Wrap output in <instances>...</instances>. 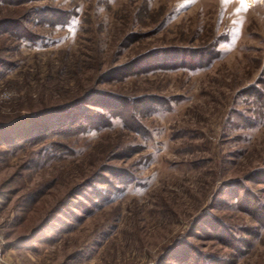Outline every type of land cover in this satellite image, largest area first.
Masks as SVG:
<instances>
[{"label":"rangeland","instance_id":"obj_1","mask_svg":"<svg viewBox=\"0 0 264 264\" xmlns=\"http://www.w3.org/2000/svg\"><path fill=\"white\" fill-rule=\"evenodd\" d=\"M36 9L55 19L0 36V264H196L181 242L264 264V0H0V19Z\"/></svg>","mask_w":264,"mask_h":264},{"label":"trees","instance_id":"obj_2","mask_svg":"<svg viewBox=\"0 0 264 264\" xmlns=\"http://www.w3.org/2000/svg\"><path fill=\"white\" fill-rule=\"evenodd\" d=\"M37 14L35 15L34 13L31 12H26L25 17H23L22 20H13V19H9V18H3L0 19V36L1 35H6L7 37H11V38H16V39H25L28 40L29 38L25 35V33L29 30H27V24L26 23H31L33 20V17H38L35 18L36 20L39 19L40 24H45L48 23V21H51L55 18H53L54 16L52 15V13H50V11H46V12H41L38 13V9H36ZM33 16V17H32ZM24 19L26 21H24ZM213 50V49H212ZM149 52L147 53H143L140 54L134 58H132L131 60H129L128 62L124 63L121 66L118 67H113L110 68L109 70H107L105 73L102 74V79H105L103 81H107L111 78L114 77L115 74H118V71L120 74H122L124 77L130 75L131 71L136 69L138 67V65H140L142 62H144L147 58H149ZM4 69V63L2 62V60H0V72L3 71ZM110 77V78H108ZM92 94H98V92L94 89L86 92L85 94H83L82 96H80L78 99H74L70 102H66L63 103L62 105H59L57 107L54 108H49V109H44L42 112L39 113H34L30 116H27L25 118L19 119L17 120V122H15V124L13 125H9L6 126L5 128H12V127H17V125H28L30 124H34L35 121L39 120V119H45V118H49V117H57V116H61L63 114L66 113H70L71 111H74L78 108V104H84V105H92V106H97V104H92L95 103L93 102V97ZM148 104V103H147ZM146 104V105H147ZM100 119H102V116L100 117ZM103 121V119H102ZM58 124L53 123L52 125L49 124V126H47V130L46 131H50L51 129H56ZM236 185V184H235ZM242 190V194H241V199L244 201L245 200V212L246 211H250V207H252V205H258L257 201L254 200L253 198H251L248 194V191H246V189L240 187V189L237 190L236 197L238 196V194L240 193V191ZM238 200V199H237ZM251 204V205H250ZM250 205V206H249ZM209 218V217H208ZM264 221V220H263ZM262 220H260V223L263 222ZM220 229L221 232H223L225 235L231 236L229 234V231L226 230L225 226H223L222 224L220 225ZM172 250L171 253H177L180 251H185V252H180L181 253V258L180 260L182 262H188V261H192L194 258V261L196 262V264H203L201 257H199V254L197 251H194L193 249L190 248V244L187 242H181L179 246L174 247L173 249H170V251ZM171 253L167 256L168 258L171 257ZM168 253H166L165 255H167ZM162 264V263H161ZM207 264H210L207 263Z\"/></svg>","mask_w":264,"mask_h":264},{"label":"built area","instance_id":"obj_3","mask_svg":"<svg viewBox=\"0 0 264 264\" xmlns=\"http://www.w3.org/2000/svg\"><path fill=\"white\" fill-rule=\"evenodd\" d=\"M1 244V243H0ZM1 245H0V261H1V258H2V249H1Z\"/></svg>","mask_w":264,"mask_h":264}]
</instances>
